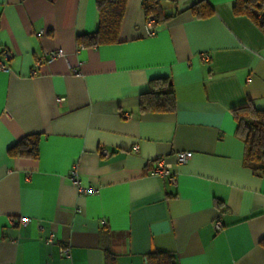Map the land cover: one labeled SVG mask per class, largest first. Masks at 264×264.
Wrapping results in <instances>:
<instances>
[{
	"label": "crops",
	"instance_id": "crops-1",
	"mask_svg": "<svg viewBox=\"0 0 264 264\" xmlns=\"http://www.w3.org/2000/svg\"><path fill=\"white\" fill-rule=\"evenodd\" d=\"M95 1L0 0L12 55L0 71V264H147L154 251L177 264H264V171L245 166L232 115L248 102L264 110V32L233 13L236 0H160L170 19L149 38L143 0H128L120 43L81 48L77 36L98 27ZM201 1L211 16L192 13ZM157 78L172 81L176 108L141 113ZM30 135L38 157H10ZM181 152L193 157L178 165ZM159 157L176 187L152 175ZM74 167L97 193L79 195Z\"/></svg>",
	"mask_w": 264,
	"mask_h": 264
},
{
	"label": "trees",
	"instance_id": "trees-1",
	"mask_svg": "<svg viewBox=\"0 0 264 264\" xmlns=\"http://www.w3.org/2000/svg\"><path fill=\"white\" fill-rule=\"evenodd\" d=\"M128 0H96L98 27L93 33L77 36L81 48H97L120 43V30ZM145 17L154 16L156 25L164 23L170 16L164 15L160 0H143ZM197 18H207L213 14L212 7L201 1L191 7ZM236 16L249 18L264 32V0H236L233 6ZM176 99L173 83L169 78H157L150 81L148 90L140 96L141 113L173 112ZM236 123L235 135L245 145L244 164L253 173L260 175L264 171V110L256 109L251 102L232 110ZM40 137L30 135L9 148L8 155L13 158L38 157ZM259 245L264 248V237ZM147 264H177L172 253L154 251L148 254Z\"/></svg>",
	"mask_w": 264,
	"mask_h": 264
},
{
	"label": "built area",
	"instance_id": "built-area-1",
	"mask_svg": "<svg viewBox=\"0 0 264 264\" xmlns=\"http://www.w3.org/2000/svg\"><path fill=\"white\" fill-rule=\"evenodd\" d=\"M156 25V19L154 16H149L146 18L145 21V32L146 36L149 38H153L157 35V31L155 30ZM64 56L63 51H49L46 52L43 55V58L37 61V66H41L44 62L46 63H52L53 61L61 58ZM203 57L206 60H209L208 55H203ZM12 59V55L9 52L8 49H2L0 47V71L2 72H9L10 67L9 63ZM126 118H129V115H125ZM136 150H138V146L135 147ZM101 155L104 157H109L110 153L106 150L101 151ZM193 157V153L191 152H181L177 153L174 158L178 165H182L187 163L189 160H191ZM152 175L160 177L162 179H165L167 183L171 186L176 187L178 185L177 181V174L173 171L172 164L168 161L166 157H159L155 160V168L152 171ZM70 180L72 182V185L76 187L79 195L84 194H95L98 192V188L94 187H84L80 181L79 175L76 171V167H74L70 173ZM29 222V219L27 218H21L19 220L16 219H10V225L12 227L19 226V225H27ZM106 221H102V225L106 226ZM214 228L217 232H221L223 230V224L221 221L217 220L214 222ZM48 243H51V239L48 241ZM61 255L66 259H71V247L65 246L61 250Z\"/></svg>",
	"mask_w": 264,
	"mask_h": 264
}]
</instances>
